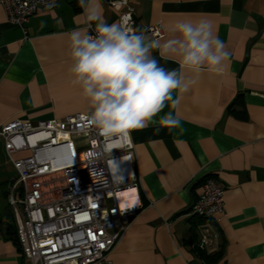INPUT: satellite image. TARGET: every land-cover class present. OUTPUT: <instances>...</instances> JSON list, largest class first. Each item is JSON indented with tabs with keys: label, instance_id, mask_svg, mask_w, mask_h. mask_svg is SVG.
Returning a JSON list of instances; mask_svg holds the SVG:
<instances>
[{
	"label": "crops",
	"instance_id": "crops-1",
	"mask_svg": "<svg viewBox=\"0 0 264 264\" xmlns=\"http://www.w3.org/2000/svg\"><path fill=\"white\" fill-rule=\"evenodd\" d=\"M98 3L108 24L118 21L117 10ZM129 3L135 28L159 24L161 43L178 35L171 29L179 21L211 22L230 58L221 72L187 73L196 83L174 110L183 132L157 125L130 132L136 202L111 264H204L195 248L203 227L212 242L201 250L218 253L214 264H264V0ZM87 22L79 0H58L30 16L24 37L0 6V126L14 117L34 123L88 113L69 72L68 37ZM153 55L169 69L179 67L176 55ZM230 106L245 115L237 118ZM208 176L223 187L224 205L203 218L189 209ZM16 177L0 136V264H23L6 197Z\"/></svg>",
	"mask_w": 264,
	"mask_h": 264
},
{
	"label": "built area",
	"instance_id": "built-area-1",
	"mask_svg": "<svg viewBox=\"0 0 264 264\" xmlns=\"http://www.w3.org/2000/svg\"><path fill=\"white\" fill-rule=\"evenodd\" d=\"M57 1L0 0V6L7 22L26 37L30 16ZM105 1L117 10V22L152 39L164 36L159 24L135 28L129 0ZM84 28L95 34V24L89 27L87 22ZM0 136L17 172L6 197L23 264H111L109 253L134 211L120 207L116 196L136 185L130 134L106 141L90 126L87 113L75 112L34 123L14 117L1 124ZM114 161H120L118 169L125 175H113ZM223 205V187L208 176L189 212L210 218L222 213ZM211 242L209 229L203 227L198 247H211Z\"/></svg>",
	"mask_w": 264,
	"mask_h": 264
},
{
	"label": "clouds",
	"instance_id": "clouds-1",
	"mask_svg": "<svg viewBox=\"0 0 264 264\" xmlns=\"http://www.w3.org/2000/svg\"><path fill=\"white\" fill-rule=\"evenodd\" d=\"M79 5L89 27L95 22V34L87 28L68 34L69 72L87 101L90 126L113 143L150 125L183 132L174 110L196 83L187 73L221 72L230 58L211 22L179 21L171 29L178 35L161 43L123 22L108 24L98 0H79ZM155 50L178 56L179 67L162 65ZM166 107L171 110L165 112Z\"/></svg>",
	"mask_w": 264,
	"mask_h": 264
},
{
	"label": "bare ground",
	"instance_id": "bare-ground-1",
	"mask_svg": "<svg viewBox=\"0 0 264 264\" xmlns=\"http://www.w3.org/2000/svg\"><path fill=\"white\" fill-rule=\"evenodd\" d=\"M119 164H120V161H114L111 163L112 172L115 177L123 176L126 174V171L123 168L118 169ZM116 196H117V202L119 206L122 208H128L130 207L129 205L133 203V201L136 202V199H135L136 195L134 194V189H132V187L119 191Z\"/></svg>",
	"mask_w": 264,
	"mask_h": 264
},
{
	"label": "trees",
	"instance_id": "trees-1",
	"mask_svg": "<svg viewBox=\"0 0 264 264\" xmlns=\"http://www.w3.org/2000/svg\"><path fill=\"white\" fill-rule=\"evenodd\" d=\"M232 106L229 107V111L234 116H236L237 118H240V117L242 118L245 115V113L243 111H236V110L232 109ZM15 233H16V230H15ZM16 242H17V236H16ZM197 243L198 242L196 241L195 248H196V254H197V256L202 260V262L204 264H214V260L217 258L218 253H213V254L212 253H210V254L208 253L207 254L206 252H204L203 250H201V249L198 248ZM219 251H221V250H219Z\"/></svg>",
	"mask_w": 264,
	"mask_h": 264
},
{
	"label": "snow or ice",
	"instance_id": "snow-or-ice-1",
	"mask_svg": "<svg viewBox=\"0 0 264 264\" xmlns=\"http://www.w3.org/2000/svg\"><path fill=\"white\" fill-rule=\"evenodd\" d=\"M133 202H135V201H133Z\"/></svg>",
	"mask_w": 264,
	"mask_h": 264
}]
</instances>
